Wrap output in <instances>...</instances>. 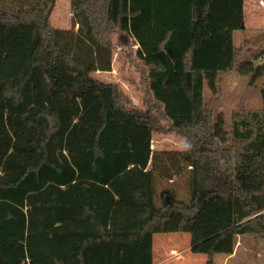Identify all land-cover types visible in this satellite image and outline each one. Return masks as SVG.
<instances>
[{
    "label": "trees",
    "instance_id": "trees-1",
    "mask_svg": "<svg viewBox=\"0 0 264 264\" xmlns=\"http://www.w3.org/2000/svg\"><path fill=\"white\" fill-rule=\"evenodd\" d=\"M57 1L0 0V25H35L0 81V264H155V236L179 233L214 264L264 235V85L261 109L220 110L232 74L264 80L244 0H102L99 25L70 0L69 29L52 23ZM117 33L144 109L92 77L115 70ZM119 113L187 148L116 146Z\"/></svg>",
    "mask_w": 264,
    "mask_h": 264
},
{
    "label": "rangeland",
    "instance_id": "rangeland-1",
    "mask_svg": "<svg viewBox=\"0 0 264 264\" xmlns=\"http://www.w3.org/2000/svg\"><path fill=\"white\" fill-rule=\"evenodd\" d=\"M101 2L102 0H86V8L98 25V11ZM244 5L245 30L252 33L264 30V0H244ZM71 17L70 0H58L52 15L54 26L62 29L71 28ZM34 28L35 25H23L8 29L4 25H0V81L13 76L22 67L30 47L31 33ZM225 31H229V28L226 27ZM108 37L112 38L110 33H108ZM243 37L244 35L238 31L237 40L241 41ZM113 38L116 49L115 70L111 73H94L92 77L104 82L117 81L121 83L134 99V108L144 109L143 95L140 90L136 89L137 84L125 80L121 72L123 61L126 60L130 51L135 49V45L128 43L124 35L120 33L113 35ZM260 63L264 64V60ZM128 74L133 78L136 76L133 72ZM262 85H264V80L251 83L249 78L237 73L232 74L229 78L228 94L220 110L230 119L236 111L261 109L263 104L260 88ZM115 144L123 149L150 147L154 150H185L187 148L186 141L174 134L150 132L139 127L133 118L122 113L115 117ZM175 237H178L177 243L180 248L191 246V236L184 233L157 235L155 244L158 245L161 239ZM235 253H238L237 257L227 264H264V235L249 233L240 236ZM208 260V256L194 254L191 251L187 256L186 264H208ZM214 260V264H224L225 256H215Z\"/></svg>",
    "mask_w": 264,
    "mask_h": 264
},
{
    "label": "crops",
    "instance_id": "crops-1",
    "mask_svg": "<svg viewBox=\"0 0 264 264\" xmlns=\"http://www.w3.org/2000/svg\"><path fill=\"white\" fill-rule=\"evenodd\" d=\"M155 239H154L155 264H186L187 256L191 252V246L187 248H180V246L177 243L178 237L172 239H161L158 245L155 244ZM237 255L238 253H234L231 256L223 255L225 256L224 264H227L229 261L236 258Z\"/></svg>",
    "mask_w": 264,
    "mask_h": 264
}]
</instances>
